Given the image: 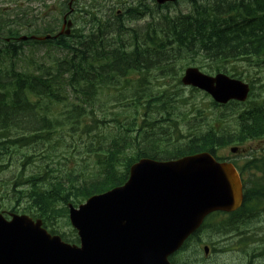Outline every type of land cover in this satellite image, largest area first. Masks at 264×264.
<instances>
[{"label":"trees","instance_id":"obj_1","mask_svg":"<svg viewBox=\"0 0 264 264\" xmlns=\"http://www.w3.org/2000/svg\"><path fill=\"white\" fill-rule=\"evenodd\" d=\"M191 4L187 13L179 12V15L172 19L165 18L164 26L151 25L145 32L123 28L119 21L115 20L114 14L106 21L90 22L89 26L94 30L92 34L80 40L76 38L74 41L62 37L54 43L56 47L67 51L64 57L66 61L56 62L53 67L55 72L47 74L39 83L33 84L28 78H14L13 73L8 75L7 64H14L13 59L16 54L7 47L0 49V134L7 130L1 128L10 124L20 131L36 126L37 121L32 117V110L25 102V93L29 92L32 85L33 91L42 88L41 102L37 103V107H42V103L49 107L53 106L71 89L74 93L77 92V95L81 94L84 99L76 111L82 110V114L93 117L92 105L101 93V88L109 85V75L113 77L117 86L122 85L120 79L125 78L126 86L123 88L124 90L131 88L132 91L129 93L132 95L131 100L135 108L144 103L151 110L139 111L143 120L148 121L152 118V113L166 114L167 110L173 111L176 107L168 106V100L161 95L164 91L155 96L145 94L139 97L134 91H139L140 85L128 79L129 76L155 67L163 71L173 64V61L179 60L183 54H189L185 58L188 60L187 65H200L196 62L197 56H201L203 61L210 62L211 65L208 67L210 73L224 70L226 64L233 62L242 61L253 65L264 59V0H223L211 4L209 1L203 4L193 1ZM5 29H7L6 38L18 36L13 28H6L0 22V34H4ZM48 29L46 28L47 31ZM96 64L99 67H95ZM67 73L70 75L68 76ZM163 74L165 77L169 76ZM83 105L86 106L85 109ZM248 107L249 110L238 112L242 124L236 135H231L229 132L218 135L211 131L204 137L199 136L198 139L197 136H193L192 141L185 147L173 142V148L165 154L170 157H180L200 150L213 151L231 143L243 145L264 139V105L259 107L251 103ZM125 110L129 112H121ZM125 110L121 108L112 114L110 121L114 124L115 134L94 136L95 143L100 145L103 151L102 160L98 162L100 172L97 173L96 178L91 179L88 175L77 180L65 173V178H60L61 181L56 185L40 193L34 186L41 180L40 177L32 175L25 180V183L28 180L32 182V188L27 190L25 197L33 207L40 208L39 211L45 221L57 215L64 216L66 209H60L61 204L65 205L68 201L78 204L93 194L123 184L129 166L142 155L159 157L160 151L155 146L161 142H157L153 137L147 144L142 143L145 145L140 147L139 136L142 134L139 135L135 124L129 119V115L133 114L130 113L132 109ZM132 119L137 122L139 117L135 115ZM51 122L44 123L36 136L28 137V143L39 136L40 141L44 142L56 128ZM107 123L103 120L94 124L90 133L96 131L100 125L106 126ZM158 129L161 131V127H152L151 136L157 133ZM142 131L141 129L140 132ZM134 133L136 136H133ZM6 144L5 141L0 142V150H7ZM134 145L139 147L136 152ZM257 187H255L256 195L264 197V187L262 185Z\"/></svg>","mask_w":264,"mask_h":264},{"label":"water","instance_id":"obj_2","mask_svg":"<svg viewBox=\"0 0 264 264\" xmlns=\"http://www.w3.org/2000/svg\"><path fill=\"white\" fill-rule=\"evenodd\" d=\"M183 82L206 90L216 101L223 103L232 98L243 99L245 93V86L240 83L221 75L216 78L202 76L193 69L186 71ZM200 160V157L169 163L142 160L132 167L124 187L90 199L79 212L71 211L72 224L76 228H87V234H93L88 237L91 238L89 246L99 254L114 251L125 256L128 250H159L168 241L166 230L175 227L163 224L162 220L201 219L213 207L228 210L241 203L236 177L230 178L223 168H212L216 171L210 176L220 177L217 183L208 173L199 171ZM217 171L219 176L215 174ZM2 223L0 219V260L37 261L41 252L50 249L62 256L63 264H74V261L95 264L93 258H88L92 251L87 246H84L86 257L78 260L80 251L61 246L57 240L41 238L36 228L30 234L19 230L15 235L10 226L2 227ZM16 251L31 254L30 259L7 257L9 252ZM96 259L97 264H102L98 257ZM48 261L47 255L41 262L49 264Z\"/></svg>","mask_w":264,"mask_h":264},{"label":"rangeland","instance_id":"obj_3","mask_svg":"<svg viewBox=\"0 0 264 264\" xmlns=\"http://www.w3.org/2000/svg\"><path fill=\"white\" fill-rule=\"evenodd\" d=\"M11 1H15L18 4H22L24 6V8H27V17L28 18H33L35 20V27H39V28H43L44 26L48 25V26H52L53 28H55V25L60 26L59 28H55V30L60 31L61 26H62V18L63 15H65L68 11V7L67 4L71 3L72 4V0H0V8L1 7H6L8 6V4H10ZM103 2V7L101 8V10H110V9H114V12L116 14L117 11L122 10L123 11V7L124 5H129L132 3V0H107L106 2ZM89 0H74L72 7L73 9H77L78 7H80V5H84L86 6L85 11L89 10ZM134 3H137L136 0H134ZM150 9L151 12H149L148 16L150 14H152V16L155 17H159L160 15H164L166 13V10L163 11H158L156 10V8L154 7V4L151 2H146L145 3ZM189 7V3L186 0H182L179 5L177 6H173L169 9V14L171 16L177 15L180 11L181 12H186V9ZM14 10V9H13ZM159 12V14H158ZM3 15H7V11L4 10ZM74 14H72L70 16V18L72 19ZM79 13L76 15L78 18ZM84 15V14H83ZM99 15H104L100 14ZM5 17V16H4ZM38 17V18H36ZM88 17V16H87ZM86 20V19H84ZM84 20H77L76 22V28H79V30H84L83 29V25H84ZM115 20L119 21V19ZM23 21H25V19H23ZM157 21V20H156ZM155 21V23H156ZM150 22L149 17H146L145 19H142L138 22H130V26L133 27H138V28H143L146 24H148ZM23 23V22H21ZM124 24L126 26L129 25L128 21H124ZM90 26L87 25L86 29H89ZM14 29H17L16 27H14ZM7 32V29H5L4 34ZM34 49V48H33ZM24 51V55L26 58H30L32 57V51L31 48L29 46H25L23 47ZM35 53L33 55L34 59H42V57L44 56V53H47L49 55H54L56 52L52 49V48H39L38 50H34ZM180 67V64L178 65ZM241 68L243 70L246 69L245 66H241ZM44 75H46L44 73ZM160 78H162L163 76L161 74ZM244 77H248V79L244 78L245 82L249 81H254V86H255V100H264V67H261L259 69H253L252 67L248 68V72H245ZM171 85H173L174 87H176L177 82H170L168 81ZM183 91L184 94L187 95V97H189L191 100L195 101L196 103H201L203 105H207L208 102H210V100L208 98H206V96L204 94L200 93H196V94H192L190 89H184L182 87H180ZM42 91V89H41ZM127 91V90H124ZM181 91V90H180ZM105 99H109V92H105L100 96V99L97 100V104H101L103 102H105ZM69 102V101H68ZM69 108V109H68ZM58 113L64 114L66 113V111H69L71 109V107L69 106H65L64 104H61L60 106H56L55 108ZM68 109V110H67ZM226 111H228L227 109H225ZM218 112L216 111H211L210 112H203V115L198 117L197 120L195 121V124L197 125V128L199 129V133L201 134V136H203V134H205L210 126L215 122V119L218 117ZM35 120V116H32ZM102 118V117H100ZM109 119V118H107ZM224 127H228L231 130H235L237 128V121L233 118V116H230L229 119H227L224 122ZM17 131V130H16ZM113 131V126L110 125H106L105 129L103 130L104 134L108 133V132H112ZM179 131L181 134H186L188 129H187V123L185 121H182L179 124ZM18 132V131H17ZM18 133L24 135L27 134L28 131L27 130H22L19 131ZM151 133V132H150ZM164 133H161L159 135L154 134L153 136H148L144 138V143L147 144L149 142V140H151V138L154 137V139H162ZM165 134H172L173 137L175 138L176 135L175 133L170 130L169 132L165 133ZM69 142H71L73 145L75 146L74 151H76L75 153V160L76 161H80V158L82 157H86L85 155H83L85 146H84V141H81L79 139H75V140H68ZM149 147V144L147 145ZM158 149L162 147L161 143H157V145L155 146ZM251 149L253 150H259L260 149V144L254 145L251 144ZM23 153L27 152V148H23L21 150ZM219 156L221 157H231L234 160H237V157H232V154H229V150L228 149H223L222 151L219 152ZM19 155H18V159H19ZM21 159H23L22 155H21ZM88 165L90 169H93V164L92 161L89 160L88 161ZM16 167L18 166V164L15 165ZM11 167V166H10ZM10 167H8L6 170H4L2 172V174L0 175V212H9L12 209L16 208L17 210L21 209V207H17L15 205V199H16V194L14 193L13 190V184H14V180L15 177H13L17 170H12V172L8 171V169H10ZM18 175V174H16Z\"/></svg>","mask_w":264,"mask_h":264},{"label":"flooded vegetation","instance_id":"obj_4","mask_svg":"<svg viewBox=\"0 0 264 264\" xmlns=\"http://www.w3.org/2000/svg\"><path fill=\"white\" fill-rule=\"evenodd\" d=\"M236 222L237 221H232V223H236ZM204 226L205 225H203L201 228H203ZM209 227H212V226H209ZM208 230L209 228L207 227L203 228L200 231L199 235H195L194 240H191L188 248L190 250L192 249V251L190 252L191 254L195 255V257L189 261V264H225L227 260H230L226 257H223L224 259H222V255H224L225 251L229 248V246L226 243L228 241L227 237L221 238L220 240L216 242L209 241L210 243L208 244H202L203 242L208 241V237L204 235V233L208 232ZM200 248L201 249L208 248L209 251L211 252V255L206 257L207 260L201 259V257L199 256ZM215 256H219V258H217L216 260H211ZM171 263L177 264L176 260L171 261ZM234 264H238L237 259H234Z\"/></svg>","mask_w":264,"mask_h":264},{"label":"bare ground","instance_id":"obj_5","mask_svg":"<svg viewBox=\"0 0 264 264\" xmlns=\"http://www.w3.org/2000/svg\"><path fill=\"white\" fill-rule=\"evenodd\" d=\"M91 24V23H90ZM92 26V25H91ZM92 28V27H91ZM170 29H171V27H170ZM176 30L178 31V29L176 28Z\"/></svg>","mask_w":264,"mask_h":264}]
</instances>
